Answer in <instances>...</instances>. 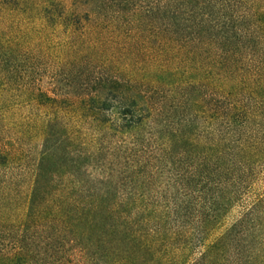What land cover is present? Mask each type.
I'll return each instance as SVG.
<instances>
[{"label":"trees","instance_id":"1","mask_svg":"<svg viewBox=\"0 0 264 264\" xmlns=\"http://www.w3.org/2000/svg\"><path fill=\"white\" fill-rule=\"evenodd\" d=\"M0 264H264V0H0Z\"/></svg>","mask_w":264,"mask_h":264},{"label":"rangeland","instance_id":"2","mask_svg":"<svg viewBox=\"0 0 264 264\" xmlns=\"http://www.w3.org/2000/svg\"><path fill=\"white\" fill-rule=\"evenodd\" d=\"M53 65H54V64H52V67H53ZM42 73L45 74V71L43 70ZM47 80H48V79H47ZM47 80H46V81H47ZM25 113H26L25 111L20 110V111L18 112V115H19V114L23 115V114H25ZM15 122H16V121H15ZM15 129H17L16 126H15V128H13V130H15ZM39 142H40L39 138H36V139L33 141L32 145H30V146H27V145L24 146V150H25V154H26V156H27V161H28L29 166H33V164L35 163V160H36L37 157H38V153H39ZM28 181H29V180H28Z\"/></svg>","mask_w":264,"mask_h":264}]
</instances>
